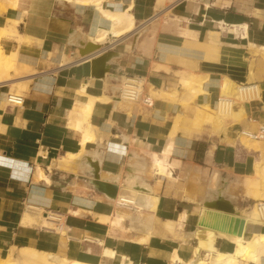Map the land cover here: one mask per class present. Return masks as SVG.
Returning <instances> with one entry per match:
<instances>
[{
  "label": "crops",
  "instance_id": "crops-1",
  "mask_svg": "<svg viewBox=\"0 0 264 264\" xmlns=\"http://www.w3.org/2000/svg\"><path fill=\"white\" fill-rule=\"evenodd\" d=\"M0 47V264H262L264 0H0Z\"/></svg>",
  "mask_w": 264,
  "mask_h": 264
},
{
  "label": "water",
  "instance_id": "water-1",
  "mask_svg": "<svg viewBox=\"0 0 264 264\" xmlns=\"http://www.w3.org/2000/svg\"><path fill=\"white\" fill-rule=\"evenodd\" d=\"M86 48L87 46L84 48V50L80 51V54L82 56L90 54V53L89 54L83 53V51H86L85 50ZM100 48L97 51H99ZM101 54L102 55L100 57H98L95 60H92L93 66H96V67L103 66L105 64V61L110 57L109 52H102ZM105 72H107L106 69L102 70V74L100 75L97 73H93V76H95L96 78H101L103 77ZM96 180L98 181V185L101 187V189H103L106 192L107 195H109L110 197H116L117 187L115 185L107 184V183L99 181V176H96ZM226 206L228 207L226 208L224 206L223 207L216 206L214 209H216L217 211H221L224 214L219 215L218 218L214 217L215 219L214 224L207 225L203 223V225L213 228L214 230L225 232L229 235L243 237L244 232H245L246 222L236 215L235 209L231 205H226Z\"/></svg>",
  "mask_w": 264,
  "mask_h": 264
},
{
  "label": "bare ground",
  "instance_id": "bare-ground-1",
  "mask_svg": "<svg viewBox=\"0 0 264 264\" xmlns=\"http://www.w3.org/2000/svg\"><path fill=\"white\" fill-rule=\"evenodd\" d=\"M105 15H107V14H105ZM108 17L112 20V22H113V25H118L119 23H121V21L123 20V22H124V17H120V16H117V17H114V16H108L107 15V19H108ZM129 17V16H128ZM128 17H126V18H128ZM130 20H131V17H130ZM128 21L129 22V29H131L133 26H134V22L131 20V21ZM126 21V24H127V20H125ZM121 25V24H120ZM119 25V26H120ZM113 31V30H112ZM103 32V31H102ZM102 32L100 33V34H102ZM114 32V31H113ZM104 33V35H106L105 34V32H103ZM107 33V32H106ZM114 34H116L115 32H114ZM118 34V33H117ZM101 36V35H100ZM103 36V35H102ZM117 36V35H116ZM105 37V36H104ZM103 39H100V42L102 41ZM91 47H93L94 48V51L95 50H98L99 48H100V46H97V45H92V44H89L88 45V48H87V51L88 52H83L84 54H89L91 51H89V49H91ZM93 51V50H92ZM0 61L1 62H4V64H5V66L8 64L7 63V61H8V59H7V61H6V59H4V57H3V53H1L0 52ZM10 62V61H9ZM12 65H10V67H11ZM8 68H9V64H8V66H7ZM258 168V167H257ZM261 194V193H260ZM258 195V194H257ZM256 195V196H257ZM257 200H260V202L259 203H257L253 208H252V211H251V213H250V215H249V217H250V219L253 221V222H255V223H258V224H264V210H262V209H264V195H258V197L256 198ZM51 218V217H50ZM264 232V231H263ZM255 235H253V240H251V241H249V243H247L246 244V247H245V249H246V256L248 257V258H250L251 260H255V254H254V252H259V253H263L264 252V235H260V236H255ZM239 243L240 244H242V239L241 240H239ZM243 253V249L241 248V254ZM261 255V254H260ZM236 256H239V253H237V255ZM263 256V255H262ZM45 262V261H44ZM46 262H49V261H46ZM202 263V261H200L198 264H201ZM204 263V262H203ZM202 263V264H203ZM218 263V261H214V263L213 264H217ZM42 264H45V263H42ZM57 264H77V263H75V262H72V263H67V262H63L62 260H61V262H59V263H57Z\"/></svg>",
  "mask_w": 264,
  "mask_h": 264
},
{
  "label": "built area",
  "instance_id": "built-area-1",
  "mask_svg": "<svg viewBox=\"0 0 264 264\" xmlns=\"http://www.w3.org/2000/svg\"><path fill=\"white\" fill-rule=\"evenodd\" d=\"M243 89L244 88H239V91H242ZM122 97L125 100L140 103L147 108H153L154 106L153 98L146 92L142 79L139 78H132L127 81ZM221 102L231 105L233 99L227 96L222 98ZM242 136L252 141H264V126L256 132L243 131Z\"/></svg>",
  "mask_w": 264,
  "mask_h": 264
},
{
  "label": "rangeland",
  "instance_id": "rangeland-1",
  "mask_svg": "<svg viewBox=\"0 0 264 264\" xmlns=\"http://www.w3.org/2000/svg\"><path fill=\"white\" fill-rule=\"evenodd\" d=\"M0 52L4 53L1 47H0ZM3 57H4V59H6L4 54H3ZM1 67H5V64H4V62L0 61V68ZM228 106L232 107V105H230V104H224V103L221 102L220 103V107H219V112L220 111H223V112L225 111L226 112L229 109ZM249 142L255 143L256 141L249 140ZM261 142H264V141H261ZM258 202H260V201H255L252 204H249L248 205V210L244 213V215L247 216L249 214V212L251 211L252 207L254 205H256ZM262 210H264V209H262ZM262 264H264V258L262 260Z\"/></svg>",
  "mask_w": 264,
  "mask_h": 264
}]
</instances>
